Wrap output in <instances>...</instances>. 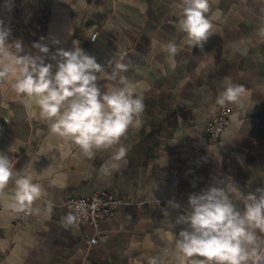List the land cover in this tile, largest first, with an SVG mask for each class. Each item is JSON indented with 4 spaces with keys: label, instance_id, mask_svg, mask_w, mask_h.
<instances>
[{
    "label": "crops",
    "instance_id": "0c3cea01",
    "mask_svg": "<svg viewBox=\"0 0 264 264\" xmlns=\"http://www.w3.org/2000/svg\"><path fill=\"white\" fill-rule=\"evenodd\" d=\"M178 2L0 0V21L25 51L36 52L31 45L41 38L32 24L39 23L47 31L41 42L51 51L57 39L66 49L79 46L109 72L107 60L126 52L132 64L126 75L145 103L140 127L121 139L123 158L116 159L114 149L85 156L51 133L34 100L17 96L14 75L0 81V152L42 188L33 204L39 216L30 214L22 224L13 222L8 206L14 183L0 193V264H150L154 257L168 264L183 227L172 221L187 210L190 194L231 176L238 188L232 199L242 209L241 193L264 187V0H210L212 28L202 50L185 43ZM173 42L180 49L175 70L164 51ZM231 83L244 86L241 101L228 103L229 122L218 142L199 149L216 97ZM98 84L107 90L114 82ZM95 191L122 202L99 222L98 241L87 246L91 226L66 230L61 217L69 213L66 199ZM173 199L180 209L168 208Z\"/></svg>",
    "mask_w": 264,
    "mask_h": 264
},
{
    "label": "clouds",
    "instance_id": "9594fccd",
    "mask_svg": "<svg viewBox=\"0 0 264 264\" xmlns=\"http://www.w3.org/2000/svg\"><path fill=\"white\" fill-rule=\"evenodd\" d=\"M175 8L181 17L178 27L185 34V43L193 49H204L212 28L207 15L210 0H179ZM10 37L11 28L0 21V81L14 75L12 88L17 96L22 101L34 100L51 133L75 144L83 155L114 149L115 158H123L126 148L121 139L130 128L140 127L145 109L143 92L126 75L132 68L127 53L116 52L107 60L109 72L96 56L79 46L66 49L58 46L57 39L51 42L55 46L51 51L41 37L31 45L36 50L33 53L25 51L22 40ZM164 51L169 67L175 70L179 47L168 43ZM101 79L114 84L102 90L98 84ZM244 91L241 84H228L215 104H239ZM10 182L14 183V192L8 198L10 209L39 216L33 204L42 196L41 186L26 170H16L9 156L0 152V193ZM237 191V184L228 176L189 195L187 210L172 221L174 227H183L168 264H264V187L241 193L242 209L232 199ZM167 206L181 208L174 199ZM47 211L51 214V202ZM75 221L67 213L61 217V226L70 229ZM150 264L164 261L154 257Z\"/></svg>",
    "mask_w": 264,
    "mask_h": 264
},
{
    "label": "built area",
    "instance_id": "2783aa9c",
    "mask_svg": "<svg viewBox=\"0 0 264 264\" xmlns=\"http://www.w3.org/2000/svg\"><path fill=\"white\" fill-rule=\"evenodd\" d=\"M46 27L39 23L32 24V33L38 37L46 36ZM96 34L91 36L94 40ZM231 106L226 103L223 106L218 105L215 115L206 123L203 128L199 149H207L216 144L229 122ZM7 121L6 118H3ZM122 200L115 198L105 191H95L88 196L71 197L65 200L64 206L75 218V226L80 227L87 223L93 229L92 234H84L87 246L95 244L98 241V225L105 218L114 214L115 208ZM12 219L15 224L24 223L30 216L29 213H16L11 210ZM264 250V244L261 245Z\"/></svg>",
    "mask_w": 264,
    "mask_h": 264
}]
</instances>
